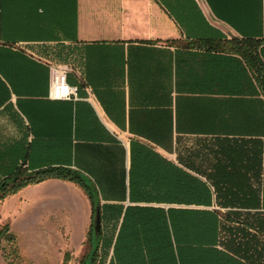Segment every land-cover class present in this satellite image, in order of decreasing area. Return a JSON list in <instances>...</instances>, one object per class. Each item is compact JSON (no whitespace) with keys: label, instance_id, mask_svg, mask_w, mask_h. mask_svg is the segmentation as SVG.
<instances>
[{"label":"crops","instance_id":"obj_1","mask_svg":"<svg viewBox=\"0 0 264 264\" xmlns=\"http://www.w3.org/2000/svg\"><path fill=\"white\" fill-rule=\"evenodd\" d=\"M233 38L264 41V0H0V79L16 91L0 108V141L35 140L34 161H70L102 205L190 209L133 202L131 151L145 146L183 168L176 141L212 139L229 120L243 125L242 112L229 118V101L252 108L260 96L242 58L165 44ZM20 57L47 68L42 93L34 70L4 67ZM55 68L68 71L77 100L50 99Z\"/></svg>","mask_w":264,"mask_h":264},{"label":"trees","instance_id":"obj_2","mask_svg":"<svg viewBox=\"0 0 264 264\" xmlns=\"http://www.w3.org/2000/svg\"><path fill=\"white\" fill-rule=\"evenodd\" d=\"M165 44L238 56L259 86L257 107L256 101L252 108L247 100L242 106L239 100L229 101V118L242 112L243 125L229 120L228 125L212 130L216 136L212 139L176 141L183 168L145 146L132 148L129 190L133 202L194 208L102 205L101 190L72 169L70 161L48 162L50 156L34 161L32 149L39 142L27 138L0 141V203L48 180L81 188L91 204L92 224L86 242L89 250L79 264H264V41L233 38ZM13 63L35 71L37 94L42 93L47 68L25 57L5 61L4 67L11 68ZM4 78L0 79V108L6 110L11 89L16 91ZM218 116L212 117L221 119ZM158 142L167 150L172 147V141ZM98 210L100 233L95 230ZM16 240L10 224H5L0 229V247ZM70 260L67 253L63 264Z\"/></svg>","mask_w":264,"mask_h":264},{"label":"rangeland","instance_id":"obj_3","mask_svg":"<svg viewBox=\"0 0 264 264\" xmlns=\"http://www.w3.org/2000/svg\"><path fill=\"white\" fill-rule=\"evenodd\" d=\"M47 161L55 160L48 157ZM48 181L0 203V229L8 223L17 236L14 243H2L0 264H63L67 253L69 264H79L88 252L92 224L88 197L76 185L68 188Z\"/></svg>","mask_w":264,"mask_h":264},{"label":"built area","instance_id":"obj_4","mask_svg":"<svg viewBox=\"0 0 264 264\" xmlns=\"http://www.w3.org/2000/svg\"><path fill=\"white\" fill-rule=\"evenodd\" d=\"M50 99L54 101H73L78 99V88L68 83V71L55 68L50 90Z\"/></svg>","mask_w":264,"mask_h":264},{"label":"water","instance_id":"obj_5","mask_svg":"<svg viewBox=\"0 0 264 264\" xmlns=\"http://www.w3.org/2000/svg\"><path fill=\"white\" fill-rule=\"evenodd\" d=\"M102 228V218L100 210L97 211L96 220H95V230L97 233H100Z\"/></svg>","mask_w":264,"mask_h":264}]
</instances>
